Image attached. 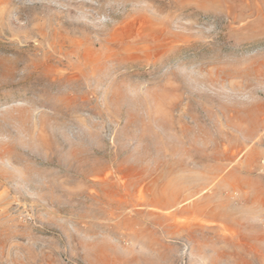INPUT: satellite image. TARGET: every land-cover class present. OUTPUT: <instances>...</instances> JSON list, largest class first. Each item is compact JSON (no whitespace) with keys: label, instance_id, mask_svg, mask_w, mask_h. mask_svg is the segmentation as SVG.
<instances>
[{"label":"rangeland","instance_id":"374dc122","mask_svg":"<svg viewBox=\"0 0 264 264\" xmlns=\"http://www.w3.org/2000/svg\"><path fill=\"white\" fill-rule=\"evenodd\" d=\"M0 264H264V0H0Z\"/></svg>","mask_w":264,"mask_h":264}]
</instances>
